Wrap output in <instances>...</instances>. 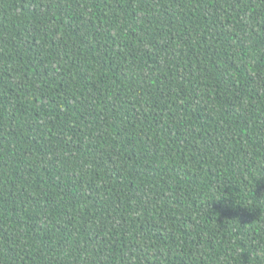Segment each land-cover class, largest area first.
<instances>
[{
	"label": "trees",
	"instance_id": "trees-1",
	"mask_svg": "<svg viewBox=\"0 0 264 264\" xmlns=\"http://www.w3.org/2000/svg\"><path fill=\"white\" fill-rule=\"evenodd\" d=\"M0 264H264V0H0Z\"/></svg>",
	"mask_w": 264,
	"mask_h": 264
}]
</instances>
